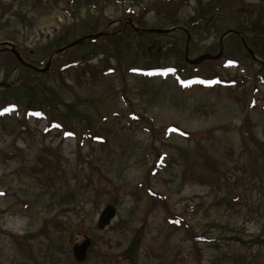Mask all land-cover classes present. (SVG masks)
I'll return each instance as SVG.
<instances>
[{"label": "rangeland", "instance_id": "rangeland-1", "mask_svg": "<svg viewBox=\"0 0 264 264\" xmlns=\"http://www.w3.org/2000/svg\"><path fill=\"white\" fill-rule=\"evenodd\" d=\"M0 1L12 4L0 42L42 68L66 43L120 26L183 27L190 59L222 50L195 65L183 30L126 31L110 41L117 54H93L87 39L46 73L0 52V264H264V0ZM229 29L239 34L221 48ZM52 118L74 133L49 129ZM108 204L116 218L99 229Z\"/></svg>", "mask_w": 264, "mask_h": 264}, {"label": "water", "instance_id": "water-1", "mask_svg": "<svg viewBox=\"0 0 264 264\" xmlns=\"http://www.w3.org/2000/svg\"><path fill=\"white\" fill-rule=\"evenodd\" d=\"M174 30H183L188 35L187 36V42H186V60L189 63L197 65V64L202 63L205 60H216V59H219L221 57L222 50L218 54L205 53L203 55H200L197 58L190 59L189 58V42H190V39H191V35L183 27L145 28V29H142L141 32L167 34V33H170V32H172ZM232 33L239 34V32L237 30H235V29H229V30H227L226 32H224L222 34V36L220 38V42H221L220 47L221 48H222V41H223L224 37H226L227 35L232 34ZM102 34L103 33H91V34H87L85 36H82V37H80V38H78V39H76V40H74L72 42H69L64 47H61V48L57 49L51 55V57L49 58V61L47 62V64L43 68L35 66L32 63L27 62L23 58L21 52L17 49L16 44L13 43L12 41H2V42H0V48H1V46H6L9 50H11V52L15 55L16 59L23 66L31 68L32 70H34L36 72H39V73H46L49 70V68H50V66L52 64V61H53L54 57L57 54H59L60 52L64 51L65 49H68V48L74 47L76 45L82 44L87 39L95 40V39L99 38L100 36H102ZM241 41H242L243 45L245 46V48L250 53V55L253 58L257 59V60H260L255 55L254 51L249 47V45L247 44L246 39L244 38L243 35H241ZM71 65H77V62H74ZM68 66H70V64L65 65L64 68L68 67ZM7 85H8V83H6V82H0V86H7ZM116 215H117V208L114 205H112V204L106 205L105 208L102 210L100 216H99L97 227L99 229H105L107 226L112 224V221L116 218ZM91 243H92V240L88 236H86L85 240H83V242L77 243V244L74 245V247H73V255H74V258H75L76 261L82 262V261H84L87 258Z\"/></svg>", "mask_w": 264, "mask_h": 264}, {"label": "trees", "instance_id": "trees-1", "mask_svg": "<svg viewBox=\"0 0 264 264\" xmlns=\"http://www.w3.org/2000/svg\"><path fill=\"white\" fill-rule=\"evenodd\" d=\"M56 2H58L59 0H55ZM106 1H109V0H106ZM118 1H120V2H123V0H118ZM37 2L38 3H41L42 2V0H38V1H35L34 3H33V6H34V8L35 9H38V7H40V5H38L37 4ZM80 2V4H82V6H84V5H93V4H97L98 3V0H81V1H79ZM49 4L48 3H43L42 2V6L44 7V8H46L47 6H48ZM152 7H153V5H152ZM10 8H12V4H9V3H6V2H3V1H0V11L2 12L3 11V13L5 12V11H8ZM151 8V6H148V7H146L145 9H144V11L146 12L148 9H150ZM151 10V9H150ZM196 25V24H195ZM123 26H120L118 29H116L115 30V32L114 33H110L109 35H103L102 37H100V38H98V39H95V40H93V39H90V43H94V45H96L97 47H96V50L93 52V54H101V53H103V54H105L106 56H110V55H113L114 53L115 54H117V52H116V50L118 49V44L115 42V44L114 43H112L111 44V40H113L114 41V39L115 38H119L120 36H121V34H123L124 32H126V31H129V32H131V33H137L138 34V36L140 37V38H145V37H148V36H150V35H155L156 33H147V32H143V33H141L140 31H141V28H138L137 30L136 29H133L132 27H128V28H125V29H123L122 28ZM249 27H246V29H248ZM174 32H178V33H182V31H180V30H174V31H172V32H170V34L171 33H174ZM241 39V38H240ZM104 40H108L109 42H105ZM249 41L250 40H248V43H249ZM242 42V41H241ZM251 42V41H250ZM100 43H102V44H100ZM67 44V43H66ZM80 45V44H79ZM242 45H243V43H242ZM77 46V45H76ZM76 46H74V47H76ZM74 47H71V48H68V49H65L64 51H66V50H69V49H72V48H74ZM108 47V48H107ZM243 47H244V45H243ZM245 48V47H244ZM246 49V48H245ZM63 51V52H64ZM0 52H4V53H8V54H11V55H13L12 53H10L9 51H7V50H5V51H0ZM14 56V55H13ZM86 56V55H85ZM117 56V55H116ZM24 57V56H23ZM87 57H89L88 55H87ZM87 57H83V55H81V58H79V62H78V65L77 66H79V64H82V63H84L85 61H86V59H87ZM118 57V56H117ZM209 61V60H208ZM228 61H231V60H228ZM232 61L233 62H235L237 65L240 63V61H239V59H232ZM239 62V63H238ZM73 66V65H72ZM63 65L61 66V67H59V71H63ZM71 67V66H70ZM68 68V67H67ZM67 68H65V69H67ZM110 68L111 69H114V68H116V67H109V68H104V69H102V74L103 75H105V74H107L106 73V71H108V70H110ZM34 71V70H33ZM177 71H178V73H180L182 70L181 69H177ZM38 73V72H37ZM176 74V77L177 78H181L180 77V75L179 74ZM218 81H220V82H226L225 80L224 81H222L221 79H219ZM182 82L180 81V83L179 84H181ZM229 87H230V85H229ZM9 107V104H6L5 105V108H8ZM44 113H46L45 112V110L44 109H42L41 108V110H39L38 111V115L40 114L41 115V117H43L44 116ZM40 117V118H41ZM27 119V118H26ZM54 125V127H58V129H60V130H63V131H66L65 133L66 134H72V133H74V132H70V130H68L67 129V127L66 126H64V124H62V123H58L54 118H52V119H50L49 120V129H51L52 128V126ZM164 129H166L168 132L169 131H175V132H178L179 134H185V131H183L181 128H179L178 126H176V125H169V126H166V127H164ZM82 136V139L83 138H87L88 136H89V133L88 132H82L81 134H80V137ZM94 140H99V141H101V142H103L104 143V138H102L101 136H95L94 137ZM151 170H157L156 168H153V169H151ZM158 171V170H157ZM68 194H70V192H68ZM152 196H154L155 198H157L156 196L157 195H155V194H151ZM66 198H67V195H66V197H65V199L64 200H66ZM241 198V197H240ZM161 198L160 197H158L157 199H155L157 202L160 200ZM64 202V201H63ZM156 203V202H155ZM188 209V208H187ZM0 213H1V209H0ZM183 218V220H181V219H179V220H177V221H173V222H170L169 221V219H167L166 218V220L169 222V224L170 225H176L177 227H180V226H183V224H185L184 222H185V219H184V217H182ZM57 222H59L58 224H60L61 222H62V220L61 221H57ZM182 224V225H181ZM60 227L61 226H58L57 228H59L60 229ZM137 244H138V238H134L132 241H131V243H130V245L127 247V249H126V251H128V252H135L136 251V249H137ZM125 251V252H126ZM104 256L107 258L109 255H107V254H104ZM127 258L129 259V257L127 256ZM107 262V261H106ZM128 263H130V264H135V262L133 261V259H129V261H128Z\"/></svg>", "mask_w": 264, "mask_h": 264}, {"label": "flooded vegetation", "instance_id": "flooded-vegetation-1", "mask_svg": "<svg viewBox=\"0 0 264 264\" xmlns=\"http://www.w3.org/2000/svg\"><path fill=\"white\" fill-rule=\"evenodd\" d=\"M5 50H7V51H9L10 53H12L11 52V50H9L6 46H1V48H0V51H5ZM21 52V51H20ZM13 54V53H12ZM22 54V53H21ZM1 87H8V85L7 86H1Z\"/></svg>", "mask_w": 264, "mask_h": 264}]
</instances>
